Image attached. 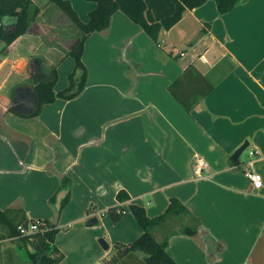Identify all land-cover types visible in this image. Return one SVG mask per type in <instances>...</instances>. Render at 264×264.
Instances as JSON below:
<instances>
[{
  "label": "crops",
  "instance_id": "crops-1",
  "mask_svg": "<svg viewBox=\"0 0 264 264\" xmlns=\"http://www.w3.org/2000/svg\"><path fill=\"white\" fill-rule=\"evenodd\" d=\"M67 1L84 23L97 7ZM33 2L40 14L0 55V209L20 202L29 221H52L50 200L65 176L71 192L55 238L64 254L59 264L111 260L116 244L144 233L131 204L156 218L172 201L186 211L167 215L153 234L168 241L176 263L264 264V186L254 189L246 176L253 169L264 184V0H245L225 15L208 0L164 30L161 47L116 11L107 31L86 40L82 94L27 116L37 107L35 59H42L43 74L57 70L55 92L65 90L75 61L70 44L53 39L80 35L56 5ZM190 66L215 87L188 111L170 86ZM246 142L239 163L233 161ZM195 154L209 164L203 178L193 176ZM121 190L130 201L119 203ZM119 205L126 214L114 223L109 210ZM93 218L98 223L88 226ZM186 227L197 234L183 233Z\"/></svg>",
  "mask_w": 264,
  "mask_h": 264
},
{
  "label": "trees",
  "instance_id": "trees-1",
  "mask_svg": "<svg viewBox=\"0 0 264 264\" xmlns=\"http://www.w3.org/2000/svg\"><path fill=\"white\" fill-rule=\"evenodd\" d=\"M56 5L78 28L80 35L70 44L69 56L75 61V69L69 76V86L56 93L54 88L58 81L56 69L42 73V59H35L37 83L34 86L37 107L27 116L39 115L42 107L54 102L58 98L72 100L82 94L86 87L88 70L83 63V53L86 40L94 32H105L109 28L110 19L116 11L125 12L134 22L155 41H160L164 30L172 29L183 17L184 12L204 5L208 0H86L96 3L97 7L90 13V20L82 22L76 11L67 0H48ZM162 1V3H159ZM218 11L225 15L234 10L245 0H214ZM167 2V3H166ZM40 8L33 0H0V55L20 36L27 33L32 23L40 14ZM214 85L207 81L194 66L188 67L184 74L171 86L170 91L188 111H191L197 102H201L213 89ZM62 190H68L67 196L62 200V209L70 199L71 180L61 177L60 189L50 203L55 207L57 195ZM119 203L130 201L126 191L117 194ZM131 212L144 230L143 235L132 244H116L117 253L111 260L100 264H117L135 252H142L144 264H178L168 252V241L158 242L153 234V229L163 224L167 215L177 216L186 211L182 204L172 201L167 214L156 218H149L144 207L136 204L130 205ZM114 223L121 221L126 210L120 205L109 210ZM29 221L21 203L18 202L6 210L0 209V251L2 242L10 239L22 241L30 245L33 252L30 259L33 264H59L64 259V254L55 244V238L60 231L58 226L52 227V221H44L45 226L29 235H21L19 228L27 227ZM183 233L195 236L196 228L186 227Z\"/></svg>",
  "mask_w": 264,
  "mask_h": 264
},
{
  "label": "rangeland",
  "instance_id": "rangeland-1",
  "mask_svg": "<svg viewBox=\"0 0 264 264\" xmlns=\"http://www.w3.org/2000/svg\"><path fill=\"white\" fill-rule=\"evenodd\" d=\"M52 14V12H51ZM55 13L53 12V15ZM78 37V36H77ZM77 37L73 35L72 33L68 34L67 41L65 39H53L55 42L63 43L65 46H68L71 44ZM27 104L24 103H18L16 105L17 108H22ZM53 220V219H52ZM3 245V250L0 252V264H33L32 259H30V252H33V248H30V245H25L22 241H5L1 243ZM144 254L142 252H135L132 253L130 256H143ZM126 258L123 259V261H119L117 264H144V259L142 261L135 260L134 262H126Z\"/></svg>",
  "mask_w": 264,
  "mask_h": 264
},
{
  "label": "built area",
  "instance_id": "built-area-1",
  "mask_svg": "<svg viewBox=\"0 0 264 264\" xmlns=\"http://www.w3.org/2000/svg\"><path fill=\"white\" fill-rule=\"evenodd\" d=\"M163 42L164 41H161L160 43H158V46L161 47ZM249 155H250V158L255 157L256 152L251 151ZM250 165H252V162H250ZM208 172H209L208 162L203 157L199 156L198 154H195L193 157V161H192V173H193L194 178H203ZM246 176L251 181L254 189L259 190L263 188L264 184H263V178L261 174L257 173L253 169H250L246 173ZM44 226H45L44 221H40V220L32 221V222H29L27 227H23V226L20 227L19 231L21 235H29L31 233H34L40 230V228Z\"/></svg>",
  "mask_w": 264,
  "mask_h": 264
},
{
  "label": "water",
  "instance_id": "water-1",
  "mask_svg": "<svg viewBox=\"0 0 264 264\" xmlns=\"http://www.w3.org/2000/svg\"><path fill=\"white\" fill-rule=\"evenodd\" d=\"M248 142H246L245 144H243L232 156V160L239 163V158L241 156V154L243 153V151L248 147ZM68 190H62L61 192H59V194L57 195V199H56V203H55V209H56V213L54 215V218L52 220V227H56L58 226L59 223V219H60V210H61V206H62V200L65 199V197L67 196ZM98 223V220L96 218H93L91 220H89L87 222L88 226L91 225H95ZM102 246L105 249H109V245L106 243L105 240H101L100 241ZM39 264V262H38Z\"/></svg>",
  "mask_w": 264,
  "mask_h": 264
}]
</instances>
